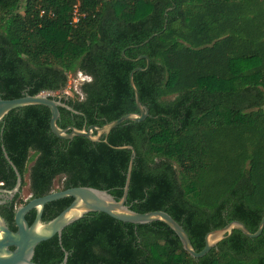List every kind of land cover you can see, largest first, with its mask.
I'll return each instance as SVG.
<instances>
[{"label": "trees", "instance_id": "trees-1", "mask_svg": "<svg viewBox=\"0 0 264 264\" xmlns=\"http://www.w3.org/2000/svg\"><path fill=\"white\" fill-rule=\"evenodd\" d=\"M142 56L150 65L134 82L151 117L124 122L105 144L56 137L46 107L14 110L0 126V183L9 190L16 183L4 148L23 187L28 175L33 198L51 193L59 178L64 190L91 187L120 200L131 152L115 148L131 145L133 211L168 213L197 252L208 233L233 221L255 233L264 217V0H0L3 99L62 92L72 73L90 77L83 99L62 98L80 115L60 109L61 128L138 113L130 74L146 68ZM19 197L0 207L12 231L25 204ZM71 202L48 204L43 221ZM65 252L68 264H264V231L256 239L234 231L194 259L161 222L136 226L91 213L61 241L41 243L33 261L59 264Z\"/></svg>", "mask_w": 264, "mask_h": 264}, {"label": "water", "instance_id": "water-1", "mask_svg": "<svg viewBox=\"0 0 264 264\" xmlns=\"http://www.w3.org/2000/svg\"><path fill=\"white\" fill-rule=\"evenodd\" d=\"M155 36L156 35L153 37ZM149 41L150 39L145 43ZM140 59H145L147 61L146 68H136L130 74V84L134 92L138 113L124 115L102 127L92 125L88 128L84 127L81 130L72 126L61 128L58 125L61 116L60 109H66L76 115H80V113L64 103L61 98L52 96L51 92L41 93L35 96L27 94L13 100L3 99L0 93V126L4 122L6 116L14 110L32 106H43L48 108L51 113L50 127L52 133L56 137L62 140H73L76 137H83L94 143L100 142L104 138L103 142L108 144L107 138L111 131L124 122L139 123L151 117L149 109L141 103L139 91L134 82L135 73L145 72L150 65L148 57L142 56ZM115 149L128 150L131 152L121 199L117 200L108 191L82 186L61 191H52L40 198L31 197L24 205L17 207L14 211L16 231H12L9 228L7 221L0 214V264H37L33 260L35 257V250L41 243L47 242L55 236H58L61 241L63 231L67 227L91 213L105 214L118 222L136 226L161 222L168 226L178 236L183 249L194 259L205 257L212 249L216 248L219 243L230 237L234 231H239L250 239H256L262 235L264 231V217L255 233L250 232L243 223L233 221L222 229L208 233L205 237V246L203 250L197 252L186 230L168 213L164 211L137 213L127 205L136 151L131 145L120 146ZM3 152L6 161L12 167L16 176V183L12 189L8 190L0 186V198L5 199L1 205H6L7 203L11 204L15 198L22 193L23 177L14 163L10 160L4 148ZM68 198H71L72 202L67 208L52 220L48 222L43 221L44 210L48 204ZM33 211L35 212V219L32 224H29L27 216ZM59 264H68L67 252H65L64 259Z\"/></svg>", "mask_w": 264, "mask_h": 264}, {"label": "rangeland", "instance_id": "rangeland-1", "mask_svg": "<svg viewBox=\"0 0 264 264\" xmlns=\"http://www.w3.org/2000/svg\"><path fill=\"white\" fill-rule=\"evenodd\" d=\"M90 81V77L85 76L84 74L78 72V73H72L69 75V82L67 88L58 93H51L52 96L55 98H72L73 100H81L83 99V95L81 94V85L85 82ZM32 164L29 165V167ZM26 180V186L23 187L22 193L19 197V200L23 203H26L31 198V193L29 190V178L28 175L25 178ZM62 180L57 179L54 183V191H58L61 187ZM20 205V204H19ZM21 204L20 206H22Z\"/></svg>", "mask_w": 264, "mask_h": 264}, {"label": "built area", "instance_id": "built-area-1", "mask_svg": "<svg viewBox=\"0 0 264 264\" xmlns=\"http://www.w3.org/2000/svg\"><path fill=\"white\" fill-rule=\"evenodd\" d=\"M79 7H80V3H78L77 5H75L74 18H73V23L74 24H76L79 21V17L82 16L79 13Z\"/></svg>", "mask_w": 264, "mask_h": 264}, {"label": "flooded vegetation", "instance_id": "flooded-vegetation-1", "mask_svg": "<svg viewBox=\"0 0 264 264\" xmlns=\"http://www.w3.org/2000/svg\"><path fill=\"white\" fill-rule=\"evenodd\" d=\"M69 127H70V126H69ZM58 179H59V178H58ZM56 180H57V179H56ZM56 180H55V181H56ZM55 181H54V183H55ZM0 186H3V185L0 183ZM6 189H7V188H6ZM8 190H9V189H8ZM61 190H64V189H63L62 187H60V189H59L58 191H61ZM53 191H54V190H53ZM20 195H21V194H19L18 196H20ZM18 196H17V197H18ZM17 197H16V198H17ZM31 197H32V196H31ZM32 198H33V197H32ZM4 201H5L4 198H0V207L8 206V205L10 204V203H7L6 205H1V203L4 202ZM33 212H34V211H33ZM31 213H32V212H31ZM31 213H30V214H31Z\"/></svg>", "mask_w": 264, "mask_h": 264}]
</instances>
